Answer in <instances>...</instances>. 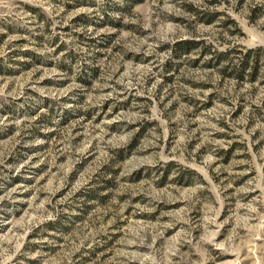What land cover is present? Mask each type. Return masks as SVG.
<instances>
[{
	"label": "rangeland",
	"instance_id": "rangeland-1",
	"mask_svg": "<svg viewBox=\"0 0 264 264\" xmlns=\"http://www.w3.org/2000/svg\"><path fill=\"white\" fill-rule=\"evenodd\" d=\"M0 264H264V0H0Z\"/></svg>",
	"mask_w": 264,
	"mask_h": 264
},
{
	"label": "trees",
	"instance_id": "trees-1",
	"mask_svg": "<svg viewBox=\"0 0 264 264\" xmlns=\"http://www.w3.org/2000/svg\"><path fill=\"white\" fill-rule=\"evenodd\" d=\"M194 10H196L195 12H196L198 18L201 21H203L205 24L213 23L214 21H216L219 18V16H221L223 14V16L226 17L224 25L226 26V28H229V32H231L232 34L237 33L240 36L243 35V31H242V28L240 27L239 23L235 19H233L230 15H226V13H220L216 10L209 11L208 9H205V10L201 11V10H198L195 8H194ZM174 49L176 52H183L185 54L192 53L195 50H199L200 58L203 57L208 52H212V51H215L214 53L218 52V51L214 50L212 47H210L209 45H206L205 41H203V40L202 41H196V40L181 41L174 46ZM219 55L225 56L226 54L225 53H219ZM243 67H246V65H244Z\"/></svg>",
	"mask_w": 264,
	"mask_h": 264
}]
</instances>
